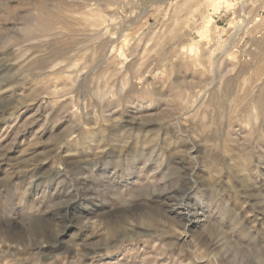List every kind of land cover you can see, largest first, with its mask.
I'll list each match as a JSON object with an SVG mask.
<instances>
[{
  "label": "clouds",
  "instance_id": "clouds-1",
  "mask_svg": "<svg viewBox=\"0 0 264 264\" xmlns=\"http://www.w3.org/2000/svg\"><path fill=\"white\" fill-rule=\"evenodd\" d=\"M0 264H264V0H0Z\"/></svg>",
  "mask_w": 264,
  "mask_h": 264
}]
</instances>
